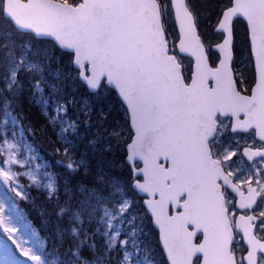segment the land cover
Listing matches in <instances>:
<instances>
[{"label": "snow or ice", "instance_id": "snow-or-ice-1", "mask_svg": "<svg viewBox=\"0 0 264 264\" xmlns=\"http://www.w3.org/2000/svg\"><path fill=\"white\" fill-rule=\"evenodd\" d=\"M167 20L201 47L207 30L240 101L191 129L230 197L205 264H264V0H0V264H183L146 187L131 78L133 29Z\"/></svg>", "mask_w": 264, "mask_h": 264}, {"label": "water", "instance_id": "water-1", "mask_svg": "<svg viewBox=\"0 0 264 264\" xmlns=\"http://www.w3.org/2000/svg\"><path fill=\"white\" fill-rule=\"evenodd\" d=\"M8 10L13 16L22 15L16 5H9ZM178 36V53L193 60L188 84L175 55L168 53L161 28L149 33L133 29L132 53L138 70L131 78L147 129L142 152L146 187L152 193L157 221L166 232L175 230L182 245L183 264H191L198 253L203 255L200 264H205L200 246L209 221L214 242L222 246L227 240L228 218L221 210L222 187L210 184L209 172L202 167L199 152L193 147L191 129L210 125L221 111L227 116L240 101L224 65L211 67L204 46L191 33L182 30ZM160 158L169 160L168 169L159 165ZM183 196L185 200L179 204ZM169 205L181 212L169 216ZM188 225L194 230L189 231ZM198 232L203 233V241L193 247Z\"/></svg>", "mask_w": 264, "mask_h": 264}, {"label": "trees", "instance_id": "trees-1", "mask_svg": "<svg viewBox=\"0 0 264 264\" xmlns=\"http://www.w3.org/2000/svg\"><path fill=\"white\" fill-rule=\"evenodd\" d=\"M164 28L166 30L167 36H168V43L170 44L171 48L174 49V41H176L177 35H176V31L175 28L172 26V22L170 20H167L164 24ZM170 29H172V32H170ZM202 34L204 35V33H207L206 29H202L201 30ZM204 43L206 44V46L208 48H210V46L214 43V41L210 38H208V36L205 37L204 39ZM215 56L214 54L210 55V61L213 63L215 62ZM183 65H184V76L186 77V79L189 78V73H190V63L186 61V59L182 60ZM238 72H242L243 70L241 69H237Z\"/></svg>", "mask_w": 264, "mask_h": 264}, {"label": "flooded vegetation", "instance_id": "flooded-vegetation-1", "mask_svg": "<svg viewBox=\"0 0 264 264\" xmlns=\"http://www.w3.org/2000/svg\"><path fill=\"white\" fill-rule=\"evenodd\" d=\"M168 163L167 162H165V165H167ZM224 192L226 193V194H229V192L226 190V189H224Z\"/></svg>", "mask_w": 264, "mask_h": 264}, {"label": "rangeland", "instance_id": "rangeland-1", "mask_svg": "<svg viewBox=\"0 0 264 264\" xmlns=\"http://www.w3.org/2000/svg\"><path fill=\"white\" fill-rule=\"evenodd\" d=\"M170 32H172V29H170ZM204 35H205V37L207 36V34L206 33H204ZM188 61H189V59H187ZM190 62V61H189ZM241 70H243L242 68H241Z\"/></svg>", "mask_w": 264, "mask_h": 264}]
</instances>
